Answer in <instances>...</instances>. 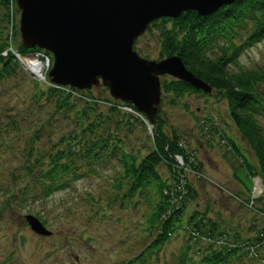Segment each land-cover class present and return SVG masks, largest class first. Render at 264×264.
Masks as SVG:
<instances>
[{"label": "rangeland", "instance_id": "obj_1", "mask_svg": "<svg viewBox=\"0 0 264 264\" xmlns=\"http://www.w3.org/2000/svg\"><path fill=\"white\" fill-rule=\"evenodd\" d=\"M14 9L13 5L11 11ZM18 17V12L11 15L17 24L12 48L20 43ZM247 29L236 30V45L248 36ZM134 49L146 59H161L155 30L139 36ZM210 55L219 56L216 50ZM21 66L15 75L0 79V264H264V249L251 255L235 253L219 263L206 262L209 240L189 235L194 214L213 221L211 227L226 233L231 246L233 239L245 242L256 237L264 223V183L257 175H249L221 139L226 135L235 140L252 171L257 172L256 158L231 121L222 92H191L175 101L170 94L161 93L158 116L164 121V132L175 130L186 139L202 174L175 159L196 196L185 205L170 239L150 249L159 229V222L151 225L150 220L159 199V184L154 180L133 194L129 192L131 177L118 157L106 153L111 146L98 150L96 156L81 155L101 136H119L124 157L139 162L150 150L147 129L134 121L128 131L127 117L101 105L95 113L86 112L84 120L93 122V130H83L87 123L80 124L83 119L76 111L82 103L75 101L69 110H56L54 99L40 95L28 67ZM241 68L264 71V37L245 47L237 64L228 66L230 72ZM171 78L163 75L160 81ZM89 91L100 99L110 96L100 84ZM259 92L264 106V84ZM258 121L264 129V109ZM56 151L63 154L54 181L63 182V186L45 195L49 180L44 173L52 166ZM168 169L163 164L157 166L161 182L171 178ZM253 196L256 211L244 202ZM26 215L36 218L50 234L34 233Z\"/></svg>", "mask_w": 264, "mask_h": 264}, {"label": "trees", "instance_id": "obj_2", "mask_svg": "<svg viewBox=\"0 0 264 264\" xmlns=\"http://www.w3.org/2000/svg\"><path fill=\"white\" fill-rule=\"evenodd\" d=\"M13 4V0H0V10H2L0 13L2 22L0 26V79L15 75L21 66L8 50L13 43L17 27L14 20L9 22L10 12L13 16L18 12L16 7L14 11L10 10V5L12 8ZM237 29H247L249 32L240 45H236L233 41L237 35L235 34ZM9 30H12L10 38ZM151 30H155L158 34L161 58L171 55L180 56L186 68L197 78L210 85L213 91L217 90L219 93H223L231 121L256 158L257 172L252 171L251 164L241 153V148L235 140L226 135H222L221 139L240 159L241 165L247 168L249 175L251 177L259 176L264 183V129L258 121V116L264 109L263 99L259 92V86L264 84V71L241 68L237 72H230L228 69L230 64H237L239 55L245 47L252 46L264 37V0H236L230 5L220 7L208 16H199L194 11H186L175 19L160 18L153 21L147 28V31ZM14 49L21 57L30 56L38 51L36 48H23L20 43ZM213 50L219 54L217 58L210 55ZM3 52L5 55L2 54ZM33 82L38 86L40 95L42 94L47 99H54L56 110H69L74 107L75 101L82 103L81 108L76 111L80 114V119H83L80 124L87 123L83 130L84 128L88 131L93 130V122L84 120L87 119L86 112L95 113L96 106L101 105L107 106L112 113L127 117L128 123L125 126L128 131L132 130L134 121L139 122L147 129L150 135H148L150 150L140 158L139 162L129 155L124 157L121 144L123 139L119 136H114L112 139L108 137L109 135L101 136L102 139L92 141L88 149L81 155L86 156L87 153L88 155L91 153L96 156L98 150L106 151L108 146H111L110 151L106 153L111 154L114 158L118 157L117 159L122 163V169L131 177L129 192L133 194L150 185L154 180L157 185L159 184V199L156 209L150 217L151 225L159 222V229L149 248H158L164 245L175 231L176 221L180 220L179 217H181L185 205L196 196L186 173L179 169L176 157H181L184 166L191 165L193 170L202 174L201 164L186 139L181 138L175 130L166 134L164 121L158 116L159 114L157 119L150 124L151 128L148 130V126L142 118L121 109L123 106L134 109L131 103H122L110 96L100 99L93 96L89 90L39 84L35 80ZM104 89L107 90V88ZM161 89L164 93L170 94L173 101L191 92L205 94L202 90L174 78L164 79ZM213 125L216 123H211V126ZM202 127L204 131L208 132V126L202 123ZM218 134L220 133L218 132ZM62 154L63 151L55 152L52 156V166L47 168L44 173V176L49 180L47 183L49 187L47 191L45 190V195L63 186V182L56 183L54 181L57 175L56 171L60 167L58 161L62 158ZM62 164H65L63 168L66 169V162ZM160 164L169 168L168 171L172 175L165 183L159 180L157 166ZM190 222L192 223L189 228L191 237L209 240L206 249L209 255L204 258L206 262L219 263L235 253H249L250 246L260 243L264 237V233L263 237L257 236L261 240L255 242V238L245 242L233 239L231 246L225 239L226 233L218 232L217 229L211 227L213 221L205 219V216L194 214L191 216ZM259 231L262 232L263 228ZM223 238L225 242L220 243L219 240ZM258 250L256 249V252Z\"/></svg>", "mask_w": 264, "mask_h": 264}, {"label": "water", "instance_id": "obj_3", "mask_svg": "<svg viewBox=\"0 0 264 264\" xmlns=\"http://www.w3.org/2000/svg\"><path fill=\"white\" fill-rule=\"evenodd\" d=\"M236 0H14L23 48L51 56V84L89 90L98 84L116 100L131 103L154 122L161 105L160 77L169 75L211 93L212 88L186 68L178 55L150 60L135 41L160 18L194 11L208 16ZM29 72V71H28ZM31 74V72H29ZM37 235H49L26 215Z\"/></svg>", "mask_w": 264, "mask_h": 264}, {"label": "built area", "instance_id": "obj_4", "mask_svg": "<svg viewBox=\"0 0 264 264\" xmlns=\"http://www.w3.org/2000/svg\"><path fill=\"white\" fill-rule=\"evenodd\" d=\"M12 4V2H10ZM11 5H10V10H11ZM14 11V10H13ZM12 12H10V18H9V22H12V18H11ZM10 25V24H9ZM9 38L10 35L12 36V30H9L8 32ZM9 50L13 53V55L18 59L21 60V58L19 57V55L12 50V48L9 46ZM3 55H5V52L2 53ZM21 61H23L30 69V71L32 72L34 78L41 82L46 84V72L49 68V57L48 55H46L44 52L42 51H37L35 52L32 56H30L29 58H24ZM31 66L33 67L31 69ZM35 66V69H34ZM121 109H123L124 111L127 112H133L131 108L123 106L121 107ZM178 158V160L180 161V163L182 165H184V162L182 161L181 157H176ZM187 170V169H186ZM253 198H255L254 196L251 197L245 204L250 207V209H253V205H254V201ZM241 201V200H239ZM221 243H223L222 241H220ZM256 249H264V238L262 241H260V243L255 244L254 246H250V255L254 254L256 252Z\"/></svg>", "mask_w": 264, "mask_h": 264}, {"label": "bare ground", "instance_id": "obj_5", "mask_svg": "<svg viewBox=\"0 0 264 264\" xmlns=\"http://www.w3.org/2000/svg\"><path fill=\"white\" fill-rule=\"evenodd\" d=\"M33 67L31 66V69H32ZM34 69H35V66H34Z\"/></svg>", "mask_w": 264, "mask_h": 264}, {"label": "crops", "instance_id": "obj_6", "mask_svg": "<svg viewBox=\"0 0 264 264\" xmlns=\"http://www.w3.org/2000/svg\"><path fill=\"white\" fill-rule=\"evenodd\" d=\"M264 226V225H263ZM259 232V231H258Z\"/></svg>", "mask_w": 264, "mask_h": 264}]
</instances>
